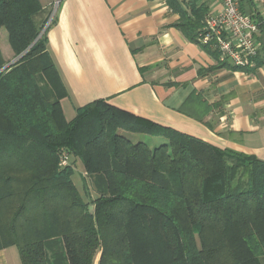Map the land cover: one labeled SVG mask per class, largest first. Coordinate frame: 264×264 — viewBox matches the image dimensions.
Masks as SVG:
<instances>
[{
	"label": "trees",
	"instance_id": "obj_1",
	"mask_svg": "<svg viewBox=\"0 0 264 264\" xmlns=\"http://www.w3.org/2000/svg\"><path fill=\"white\" fill-rule=\"evenodd\" d=\"M166 3L198 44L206 11ZM239 7L260 22L263 66L264 23L251 0ZM50 15L39 0H0L16 58L0 72V251L17 248L21 264H94L97 255V264H264V161L104 99L66 121L67 91L46 48ZM78 163L88 202L72 181Z\"/></svg>",
	"mask_w": 264,
	"mask_h": 264
},
{
	"label": "crops",
	"instance_id": "obj_2",
	"mask_svg": "<svg viewBox=\"0 0 264 264\" xmlns=\"http://www.w3.org/2000/svg\"><path fill=\"white\" fill-rule=\"evenodd\" d=\"M178 2L186 12L192 5L207 14L221 9L218 0ZM39 3L45 11L57 5L46 48L67 91L60 102L66 121L78 108L104 99L222 150L264 161V65L247 72L220 64L212 49L185 37L166 0ZM0 264H21L17 248L1 250Z\"/></svg>",
	"mask_w": 264,
	"mask_h": 264
},
{
	"label": "built area",
	"instance_id": "obj_3",
	"mask_svg": "<svg viewBox=\"0 0 264 264\" xmlns=\"http://www.w3.org/2000/svg\"><path fill=\"white\" fill-rule=\"evenodd\" d=\"M241 0H218L221 9L208 13L197 35V43L212 49L220 64L251 69L259 55V25L252 16L241 12ZM256 17L264 23V0H253ZM67 160L61 162L65 166Z\"/></svg>",
	"mask_w": 264,
	"mask_h": 264
},
{
	"label": "rangeland",
	"instance_id": "obj_4",
	"mask_svg": "<svg viewBox=\"0 0 264 264\" xmlns=\"http://www.w3.org/2000/svg\"><path fill=\"white\" fill-rule=\"evenodd\" d=\"M57 5L53 4L52 7H50L46 12H51V15L48 19L47 25L50 23V21L53 19L55 11H56ZM0 51L2 53V56L4 60L7 63L14 62L16 58L13 57L12 51L9 47L8 44V39H7V32L5 29H0ZM131 136V135H129ZM152 144H160L164 143L162 139H151ZM72 180L79 189L80 194L84 198L86 202L89 201V199L94 197V194L90 191L89 183L87 178L85 177L84 171L80 163H78V166L74 169V173L72 176ZM90 195V196H88Z\"/></svg>",
	"mask_w": 264,
	"mask_h": 264
},
{
	"label": "water",
	"instance_id": "obj_5",
	"mask_svg": "<svg viewBox=\"0 0 264 264\" xmlns=\"http://www.w3.org/2000/svg\"><path fill=\"white\" fill-rule=\"evenodd\" d=\"M58 1L59 0H57V3H58ZM21 56H19V58H20ZM16 61V60H15ZM14 61V62H15ZM14 62H11V63H8V64H6L1 70H0V72H2V71H4V70H7ZM90 209H92L91 207H90Z\"/></svg>",
	"mask_w": 264,
	"mask_h": 264
}]
</instances>
